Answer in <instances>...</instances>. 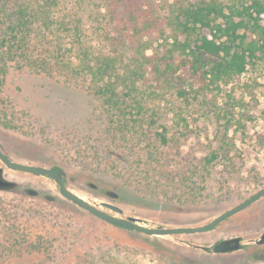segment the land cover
I'll list each match as a JSON object with an SVG mask.
<instances>
[{
    "label": "rangeland",
    "instance_id": "374dc122",
    "mask_svg": "<svg viewBox=\"0 0 264 264\" xmlns=\"http://www.w3.org/2000/svg\"><path fill=\"white\" fill-rule=\"evenodd\" d=\"M14 1L0 0V145L12 160L63 167L76 176L70 183L74 192L98 204L116 203L125 215L141 217L151 225L207 222L264 187V63L223 79L194 78L181 72L173 85L160 80L154 71L156 65L164 66L166 58H179L171 49L180 12L209 0L84 1L89 8L82 15L83 35L94 48L92 53L117 57L118 71L112 81L117 83V95L124 99L122 108H112L100 96L97 83H103L101 77L95 80L88 71L77 75L64 66L37 70L23 64L14 49L10 52L6 45L1 46L8 3ZM89 9L93 11L89 13ZM62 39L60 32L58 40ZM66 52L63 49L60 57ZM21 63L23 67L18 66ZM124 74L132 76L128 79ZM180 87L186 89L185 94L178 93ZM132 99L147 107L138 112ZM125 118L131 124L144 119V128L152 133L164 125L170 136L176 134L178 143L172 140L161 147L167 156L178 153L183 132L189 133L178 154L183 164L188 160L189 167L202 169L204 159L219 151L208 165L210 173H215L231 157L234 173L226 181L228 186L210 188L211 195L203 190L209 198L191 206L145 197L137 180L124 184L116 170L108 171V165H103L110 155L99 149V140L106 125ZM152 119L159 124L149 126ZM0 166H4L1 160ZM4 169L5 176L19 186L0 189V264H264V246L212 254L164 238L147 239L88 213L62 196L46 178ZM135 175L133 172L131 178L136 179ZM214 177L208 178L209 184L215 182ZM88 181L100 188L89 187ZM26 187L36 188L40 194L28 195ZM102 188L118 191L120 198L107 197ZM45 194L56 199L47 200ZM263 230L264 199L217 230L180 237L212 244L236 235L257 236Z\"/></svg>",
    "mask_w": 264,
    "mask_h": 264
},
{
    "label": "trees",
    "instance_id": "16d2710c",
    "mask_svg": "<svg viewBox=\"0 0 264 264\" xmlns=\"http://www.w3.org/2000/svg\"><path fill=\"white\" fill-rule=\"evenodd\" d=\"M20 1L15 0L11 5L8 3L1 46L6 45L10 52L14 49L25 61L23 64L37 70L64 66L77 75L88 71L96 77L95 80L101 77L103 83H97L100 96L112 108H122L124 99L121 101L116 92L117 83L112 81L115 77L113 73L118 71L117 57L92 53L94 48L83 35L85 26L82 15L89 8L84 5L85 0H64L65 4L61 0ZM62 10L64 13L61 15L57 13ZM89 11L91 13L93 10ZM176 24L177 34L172 37L171 52L173 55L177 53L179 58H166L164 66L154 67L162 81L176 84L175 79L181 72L194 78L210 76L223 79L242 74L248 66L264 63L263 0H252L250 3L242 0H209L191 4L180 12ZM60 32L63 39L59 41ZM63 49L67 52L61 58ZM18 66L23 67L22 63ZM133 74L137 75L136 72ZM124 76L129 79L132 75ZM185 90L180 87L178 93L185 94ZM132 100L138 112L147 107L141 100ZM157 123L159 121L152 119L149 126ZM145 124L144 119L142 123L136 119L134 124L128 118L116 123L113 121L110 126L106 125L103 138L99 140V149L110 155L105 157L103 165H108V171L116 170V176L124 184L132 185L137 180L142 186L139 190L145 197L155 196L169 203L191 206L209 198L203 194V190L211 191V195L210 188L223 190L228 186L226 181L234 173L231 157L224 159L222 169L215 171L217 174L210 173L208 165L218 157L219 151L204 159L202 169L189 167L188 160L183 164L178 156L189 133L183 132L184 139L177 146L178 153L167 156L161 147L168 146L172 140L178 143L176 134L170 136L164 125L157 127L160 131L152 133L144 128ZM99 165L103 166L102 160ZM133 172L137 173L136 179L131 178ZM212 175L216 176L215 182L209 184L208 178ZM224 194L229 195L227 192Z\"/></svg>",
    "mask_w": 264,
    "mask_h": 264
},
{
    "label": "water",
    "instance_id": "95a60500",
    "mask_svg": "<svg viewBox=\"0 0 264 264\" xmlns=\"http://www.w3.org/2000/svg\"><path fill=\"white\" fill-rule=\"evenodd\" d=\"M0 160L4 166L11 170L29 172L36 176L46 178L62 196L88 213L110 224L143 234L147 236V239L151 237L164 238L182 246L192 249H201L212 254H232L252 245L257 247L264 246V230L257 236L247 237L244 235H236L220 239L212 244L200 243L180 237L182 235H196L212 232L227 221L233 222L236 216L241 214V212L248 208H252L256 203L262 202L264 199V188L252 193L241 202L229 207L204 223L171 226L151 225L147 224L141 217L125 215L124 209L116 203L102 201L101 204H98L74 192L70 188V183L76 180V176L63 167L30 164L12 160L8 157L6 152L3 151L1 145ZM4 166H0V189L11 190L17 188L19 186L18 182L5 176ZM87 184L93 189L100 188L94 181H88ZM25 192L30 196H38L40 194V191L33 187H26ZM102 193L113 200H118L120 198V193L112 188H102ZM44 197L50 201L56 199L52 194H45ZM160 244L159 241H156V245Z\"/></svg>",
    "mask_w": 264,
    "mask_h": 264
},
{
    "label": "flooded vegetation",
    "instance_id": "af4514ba",
    "mask_svg": "<svg viewBox=\"0 0 264 264\" xmlns=\"http://www.w3.org/2000/svg\"><path fill=\"white\" fill-rule=\"evenodd\" d=\"M9 157V156H8ZM10 158V157H9ZM10 159H12V158H10ZM264 188V187H263Z\"/></svg>",
    "mask_w": 264,
    "mask_h": 264
}]
</instances>
